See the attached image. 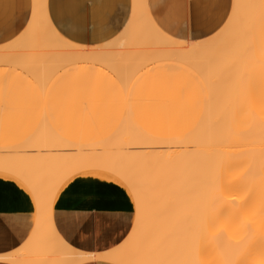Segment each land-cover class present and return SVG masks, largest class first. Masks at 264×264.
Returning a JSON list of instances; mask_svg holds the SVG:
<instances>
[{"label": "bare ground", "instance_id": "bare-ground-1", "mask_svg": "<svg viewBox=\"0 0 264 264\" xmlns=\"http://www.w3.org/2000/svg\"><path fill=\"white\" fill-rule=\"evenodd\" d=\"M153 21L146 0H132L118 35L83 45L55 30L45 0H32L26 26L0 44V117L13 110L5 98L10 87L51 89L64 102L43 115L60 134L37 149L63 141L78 150L21 151L15 162L0 157V177L30 193L36 214L29 245L5 258L18 264H264V0H233L225 23L203 39L171 37ZM123 82L138 84L152 103L134 114L81 105ZM120 115L141 127L135 144L151 150L111 158L117 154L102 156L99 138L90 137L101 156L82 155L80 142L100 126L99 118ZM1 137L0 130V144ZM82 174L116 182L134 203L129 234L101 253L70 247L51 220L60 189Z\"/></svg>", "mask_w": 264, "mask_h": 264}, {"label": "crops", "instance_id": "crops-1", "mask_svg": "<svg viewBox=\"0 0 264 264\" xmlns=\"http://www.w3.org/2000/svg\"><path fill=\"white\" fill-rule=\"evenodd\" d=\"M49 1L52 0H45L46 15L55 30L83 45L99 44L118 35L132 11V0H54L55 5ZM230 4L231 0H146L148 14L160 30L183 40H197L212 33L225 20ZM50 7L57 9L52 12ZM31 10L32 0H0V43L24 27ZM25 151L29 155L39 152L35 148ZM134 214V203L125 188L114 181L82 174L60 189L52 204L51 220L56 234L70 247L101 253L125 239L133 226ZM35 221L30 193L14 180L0 177V264H18L5 257L29 245ZM77 264L112 263L88 259Z\"/></svg>", "mask_w": 264, "mask_h": 264}, {"label": "rangeland", "instance_id": "rangeland-1", "mask_svg": "<svg viewBox=\"0 0 264 264\" xmlns=\"http://www.w3.org/2000/svg\"><path fill=\"white\" fill-rule=\"evenodd\" d=\"M232 2L233 0H231V4L229 6L225 20L222 23H220V25L206 37L214 34L225 23L227 17L230 15L232 9ZM26 24L24 25V27L26 26ZM24 27H22L15 35L3 41L2 43L11 40ZM201 39H203V37ZM39 86H40L39 88L49 87V85H39ZM51 87H55V86L52 85ZM128 87H130L129 91L126 90V88ZM92 96L93 97L91 99L94 100L89 101V103L87 104L82 102L81 105L83 107L86 105H99L101 108H106L103 111L104 113H112V114H134L136 112H141L145 110L146 107L149 106L151 102V100L148 99V97L144 95L142 91L139 90L138 84H132L131 82H123V84L119 85L118 89L115 88L113 91L104 90L102 92L95 93ZM5 98L9 99V101H7V104L12 106L13 110L7 111L6 115L0 117V122H3L5 124V126L0 129L2 132L1 141L3 140L2 143L0 144L2 145V147L0 148V157L4 158L5 155L8 156L11 155L8 160L9 161L14 160L15 162L16 158L17 160H19L18 153H20L21 151L22 152L19 154V156L22 153H24V151L27 148L37 149L39 148L37 146H40L41 148L47 146V139H49L52 136L54 139L59 137L56 134H60L59 133L60 130H55V128H52L51 126V123H53L52 122L53 119L43 114L51 113L50 111L51 109L62 107L64 102L62 101L64 99L62 94L53 93L51 89L50 90L41 89L38 90L37 92H34V90L23 89V88L18 89L12 86L8 89ZM36 115L39 116L37 117ZM131 118H132L131 116H123V115L116 117H110V116L100 117L99 118L101 123L100 126L94 127V129L87 135L88 139L85 137V140L80 142V144L83 143L81 148H79V150L83 148L80 153L82 154L83 152V154L86 155L85 153L87 152L92 153V151H94L95 148L92 147L93 145L88 144L91 141L90 137L99 138L98 143L99 144L101 143L100 146L103 145L102 147L103 149H99L101 155L103 154L107 156L109 153L117 154L115 156L109 154L108 156L109 157L112 156L111 158L118 157L121 159L123 157L122 152L124 154L128 153L129 155V153L132 154V152L136 153L143 150H151V148H146L144 145L135 144V142H137L136 135L140 134L139 131L141 127L134 124ZM54 139L50 138V140H53V142L57 141V139L55 140ZM131 140L134 141V143ZM58 142L59 144H61V147L59 148L58 146L57 147L54 146V148L50 147V149L53 150L52 153L49 149V146L44 148V150H42L41 148L38 150L39 152L40 151L42 153L46 152V154L50 153L55 156L60 152H62L60 155L62 154L64 155V153L77 154L78 150L76 151V148H74L76 147V145L75 146L67 145L63 141H58ZM95 144L98 145L97 143ZM100 146H96V147H100ZM78 147H80V145ZM47 149L49 150V152H47L48 151ZM104 149H106V151ZM95 150L98 151V148H96ZM102 150L105 151L106 153L105 152L102 153L103 152ZM55 152L56 154H54ZM13 153L15 154L17 153L16 154L17 156H15V158L14 155L12 156ZM93 153H96L97 156H101L98 154L99 152L94 151ZM120 154L122 155L119 156ZM87 155H89V153ZM90 156L93 155L91 154ZM7 157L5 156L6 160Z\"/></svg>", "mask_w": 264, "mask_h": 264}]
</instances>
